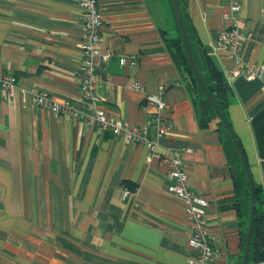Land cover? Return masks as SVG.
Returning <instances> with one entry per match:
<instances>
[{"label":"crops","instance_id":"1","mask_svg":"<svg viewBox=\"0 0 264 264\" xmlns=\"http://www.w3.org/2000/svg\"><path fill=\"white\" fill-rule=\"evenodd\" d=\"M237 1L241 54L264 65V0ZM184 3L196 36L233 89L228 120L264 198V81L231 76L232 59L215 50L227 25L225 0ZM101 10L100 49L138 60L132 66L116 56L97 59L103 112L143 124L154 111L147 94L163 90L173 126L159 138V153L186 148L192 188L208 200L210 240L223 248L217 264H243L236 157L219 117L199 123L165 45L164 32L177 30L171 0H102ZM81 13L75 0H0V72L14 74L21 88L14 100H0V264H190V220L184 201L168 190L167 165L145 145L104 133L89 120L79 91ZM22 89L70 100L80 116L25 105Z\"/></svg>","mask_w":264,"mask_h":264},{"label":"built area","instance_id":"2","mask_svg":"<svg viewBox=\"0 0 264 264\" xmlns=\"http://www.w3.org/2000/svg\"><path fill=\"white\" fill-rule=\"evenodd\" d=\"M102 0H75L81 13V39L79 46L82 50V61L79 66V91L82 101L88 111L90 122L95 123L102 132L117 136L127 143L143 144L152 156L159 158L168 167V178L171 180L168 190L182 199L186 205L191 225V235L188 245L193 251L189 257L190 264H217V258L222 255L223 248L214 246L210 240L207 224L208 200L196 193L191 185V179L186 172L183 161V149H170L166 153H159L158 140L173 126L169 119L172 110L171 104L163 99V90L158 93L147 94L148 105L154 108L153 113L143 124H132L127 120L116 119L105 115L101 108V100L96 93L97 78L95 66L97 59L109 60L116 56L120 64L137 66L136 56H126L116 51H102L101 29L103 17L101 10ZM242 5L237 0H225L222 16L227 25L222 28L216 38L215 50L225 52L232 59L230 75L240 76L245 74L248 80L260 78L264 81V65H251L243 58L241 51L245 37L240 31L238 13ZM134 88H141L139 83L132 82ZM17 77L12 73L0 72V100L12 101L20 91ZM23 104H33L45 108L55 114L79 117V110L70 100L63 102L55 100L48 92L41 90L22 89ZM130 190L125 189L127 197Z\"/></svg>","mask_w":264,"mask_h":264},{"label":"trees","instance_id":"3","mask_svg":"<svg viewBox=\"0 0 264 264\" xmlns=\"http://www.w3.org/2000/svg\"><path fill=\"white\" fill-rule=\"evenodd\" d=\"M171 3L176 15L173 0H171ZM179 3L185 33L198 73L218 109L228 120V109L233 102V89L223 71L216 66L209 50L202 46L198 36H196L195 29L191 21L187 18L184 0H179ZM163 36L165 45L181 75L183 76L185 85L191 94L197 119L202 126H206L211 120L218 118V115L214 109L213 103L209 99L204 88L196 77L195 72L193 71L178 21L176 33L171 34L169 32H164ZM219 123L223 132L222 138L225 141V145L228 149L233 151V154L236 157V159H233V161L237 162L233 167V175L237 189L236 197L242 196V198L237 202V208L239 210L241 220L246 223L242 244L243 251L245 252L246 237L251 217L252 196L250 181L234 139L229 135L224 123L221 120H219ZM254 187L256 209L247 264H264V198L263 195H261V186H258L254 182ZM244 215L246 219H242V216Z\"/></svg>","mask_w":264,"mask_h":264},{"label":"water","instance_id":"4","mask_svg":"<svg viewBox=\"0 0 264 264\" xmlns=\"http://www.w3.org/2000/svg\"><path fill=\"white\" fill-rule=\"evenodd\" d=\"M174 3V7H175V11H176V18L180 27V31L181 34L184 38V42H185V47H186V51L190 60V63L193 67V70L196 74V77L198 78V80L200 81L202 87L204 88L206 94L208 95L209 99L211 100V102L213 103L214 109L219 117V119L224 123L226 130L228 131V133L230 134V136L234 139V142L236 144V146L239 149V153L240 156L244 162V166L246 168L247 174H248V178L250 181V186H251V217H250V223H249V229H248V233H247V239H246V248H245V253H244V261L243 264H247V260H248V256H249V251H250V242H251V234H252V229H253V223H254V214H255V209H256V201H255V187H254V179L251 173V169L248 166V162L246 160V156L244 153V150L242 148L241 142L239 140V138L237 137V135L235 134L231 123L225 118V116L220 112V110L218 109L217 105L215 104V102L213 101V98L211 97L210 93L208 92L204 82L202 81L197 67L195 65L193 56H192V52L188 43V39L185 33V28H184V23H183V18H182V12H181V7H180V3L179 0H173Z\"/></svg>","mask_w":264,"mask_h":264}]
</instances>
